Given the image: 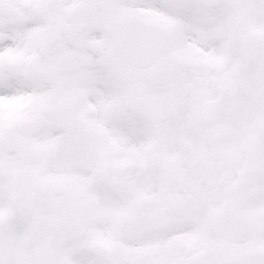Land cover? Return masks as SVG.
Here are the masks:
<instances>
[{"label": "snow or ice", "instance_id": "6c2138e0", "mask_svg": "<svg viewBox=\"0 0 264 264\" xmlns=\"http://www.w3.org/2000/svg\"><path fill=\"white\" fill-rule=\"evenodd\" d=\"M0 264H264V0H0Z\"/></svg>", "mask_w": 264, "mask_h": 264}]
</instances>
